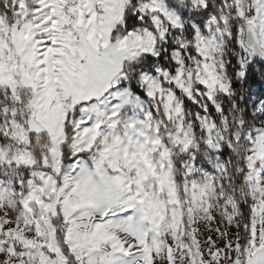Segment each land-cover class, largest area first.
<instances>
[{"label": "snow or ice", "instance_id": "6c2138e0", "mask_svg": "<svg viewBox=\"0 0 264 264\" xmlns=\"http://www.w3.org/2000/svg\"><path fill=\"white\" fill-rule=\"evenodd\" d=\"M0 264H264V0H0Z\"/></svg>", "mask_w": 264, "mask_h": 264}]
</instances>
